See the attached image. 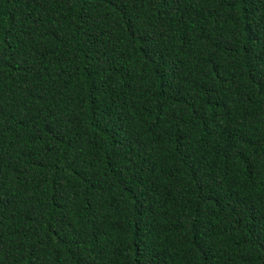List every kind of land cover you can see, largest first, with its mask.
Returning <instances> with one entry per match:
<instances>
[{"label": "trees", "instance_id": "16d2710c", "mask_svg": "<svg viewBox=\"0 0 264 264\" xmlns=\"http://www.w3.org/2000/svg\"><path fill=\"white\" fill-rule=\"evenodd\" d=\"M0 264H264V0H0Z\"/></svg>", "mask_w": 264, "mask_h": 264}]
</instances>
